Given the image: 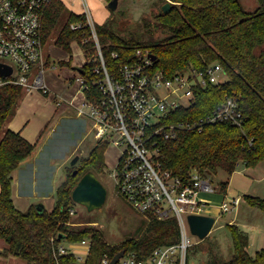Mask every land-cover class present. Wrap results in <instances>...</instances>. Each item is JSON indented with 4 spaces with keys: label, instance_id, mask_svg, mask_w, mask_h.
I'll list each match as a JSON object with an SVG mask.
<instances>
[{
    "label": "trees",
    "instance_id": "1",
    "mask_svg": "<svg viewBox=\"0 0 264 264\" xmlns=\"http://www.w3.org/2000/svg\"><path fill=\"white\" fill-rule=\"evenodd\" d=\"M172 1L168 13L162 11L156 16L170 34L146 45L120 37L112 27V18L96 24L109 73L119 75L120 66L133 57L138 48H149L157 56L154 68L169 76L191 66L204 69L210 63L219 62L226 81L197 89L195 103L174 110L165 121L204 116L234 95L239 98L244 124L239 127L230 122H216L201 131L183 132L175 139L164 141L160 156L163 168L186 184L193 169L202 175L217 174L221 169L232 174L241 162L252 166L264 161V0H259L254 10L246 9L241 0ZM72 23L83 25L72 29ZM53 34H56V44L69 52L74 41L81 45L86 58L81 72L86 96L90 101H101L104 93L99 81L104 71L86 15L71 10L63 0H52L42 20L43 42ZM113 52H118L119 56L113 57ZM23 89L13 83L0 86V238L6 243L0 256L14 254L30 264H74L78 257L74 253L61 254L59 246L64 239L82 241L90 234L91 245L85 264H103L105 255L113 258L121 250L145 256L159 245L179 241L175 217L160 220L151 216L142 235L116 245L109 244L97 228L75 229L68 225L75 204L72 192L81 176L89 170L100 172L107 167L103 143H98L81 159L77 174L68 173L58 185L52 211L46 208L39 211L35 204L27 210L19 209L12 197V172L32 154L35 144L6 124L16 114ZM27 181H23L25 191L33 187L31 181ZM39 182L36 187L40 194L52 191H42L43 181ZM220 184V190L226 194L229 182ZM245 200L264 211V198L246 194ZM226 226L231 234L232 255L228 260L214 258L211 264H264V246L251 254L245 231L233 223Z\"/></svg>",
    "mask_w": 264,
    "mask_h": 264
},
{
    "label": "built area",
    "instance_id": "2",
    "mask_svg": "<svg viewBox=\"0 0 264 264\" xmlns=\"http://www.w3.org/2000/svg\"><path fill=\"white\" fill-rule=\"evenodd\" d=\"M51 2L0 0V62L12 67L10 75L0 73V86L13 83L29 91L50 93L45 80L49 59L43 49L42 20ZM83 4L86 24L91 28L100 51L104 77L99 83L104 97L99 102L90 101L84 90V78L79 72L81 100L75 106L77 116L89 121V130L96 140L102 143L110 140L120 146L112 175L119 194L127 203L147 218L154 216L165 220L175 217L179 229V241L176 243L159 245L145 256L125 251L116 264H187L193 235L188 215L204 214L200 192H215L217 187L197 169L192 170L186 184L170 170L164 169L160 160L163 143L183 132L201 131L206 125L216 122H230L242 127L244 115L239 107V98L229 96L217 109L198 118L165 121L174 110L192 106L197 99V89L226 81L221 63H210L204 69L191 66L169 76L154 68L155 60L149 48H138L134 56L120 66L119 75H111L100 49L92 10L86 0ZM82 25L72 23L71 27L79 29ZM84 40L87 41L86 38ZM118 56V52H113V57ZM70 104L74 106L73 101ZM241 199V196L225 195L219 212L237 208ZM71 213H75L74 208ZM79 243L86 256L91 242L85 238ZM72 247L61 244L59 251L76 255ZM111 260L105 255L102 262L110 264Z\"/></svg>",
    "mask_w": 264,
    "mask_h": 264
},
{
    "label": "rangeland",
    "instance_id": "3",
    "mask_svg": "<svg viewBox=\"0 0 264 264\" xmlns=\"http://www.w3.org/2000/svg\"><path fill=\"white\" fill-rule=\"evenodd\" d=\"M68 1L71 4L74 0ZM167 1L174 3L172 0H120L117 10H112L108 7V0H87L97 24H103L112 18V27L120 37L124 40L133 39L141 45L162 40L170 34V31L161 26L156 18L162 13V6ZM241 1L248 10H254L259 5V0ZM75 4L83 9L82 0H75ZM55 36L56 34H53L43 45L44 54L49 58L45 70V79L48 80L49 75L53 77L58 82V91H63L69 85L71 94L75 96L71 100L74 102V106L68 103L69 106L58 111L53 119L59 120L54 126L53 134L44 141L42 149L30 159V163L24 167L21 174L25 180H28L27 182L31 181L33 186L36 184L38 187L40 185L39 180L43 181V185H41L43 188L41 189L42 191L46 189L48 192L53 189L54 185L61 184L67 178L68 173H72L79 166L81 159L88 156L98 143L102 144L90 132L89 121L77 116L76 113L75 106L80 104L81 99V95H78L79 91H77L79 87L78 78L81 76L77 67L86 61L84 51L77 42L71 44V52L65 50L56 44ZM4 59L9 60V58ZM62 61L70 63L63 65L61 64ZM71 81L73 84H70ZM23 91L24 95L20 99L19 105L28 104V113L33 118L44 113L45 109L50 107L48 101L54 97L52 91L49 94H44L38 90L44 97H47L46 102V99L42 97L30 98L29 93L31 91L27 89H23ZM57 98L62 100L60 93ZM26 99L29 100L24 103ZM51 101L56 103L55 97ZM49 130L50 128L48 132ZM46 135L43 136L42 141L45 140ZM103 144H105L104 156L107 167L100 172H94L108 189L106 201L102 207L94 210H88L83 204L74 201L75 213L71 214L68 225L75 229L97 228L103 232L109 244L116 245L129 238L142 235L147 229L149 219L145 214L133 209L118 192L112 171L116 166L120 146L113 144L110 140ZM77 155L79 160L75 165H71V161ZM58 164L59 166H57ZM57 168L59 175L56 174L55 177ZM205 177L217 187V190L215 192H200V199L205 208L203 212L215 216L216 222L213 227L220 228L212 229L204 239L192 235V244L189 247L187 257L188 264H211L214 258L228 260L231 257L233 244L230 231L226 225L235 214L238 217L239 228L245 231L249 237L248 250L254 254L258 248L264 246V211L256 206H248L245 195L264 198V161L252 166L241 162L232 174L221 169L217 174H206ZM35 178L38 181L34 184ZM222 181L229 182L227 192L232 195H240L242 197L241 204L246 205L247 209L250 208L251 211L232 208L228 212L222 213V216H218L219 210L216 209V206L225 199V194L220 190ZM29 201L30 198H27V202ZM32 201H34L33 198ZM46 201V209L52 211L53 209L50 210L52 200L47 199ZM25 209L27 208L25 207ZM84 238L91 242L90 234ZM79 240L68 241L64 239L62 245L74 246L72 249L77 257L83 258L82 260L77 259L74 264H85L87 255L85 256V249L80 245ZM5 245V241L0 238V248ZM0 264L30 263L22 257L9 254L0 256Z\"/></svg>",
    "mask_w": 264,
    "mask_h": 264
},
{
    "label": "crops",
    "instance_id": "4",
    "mask_svg": "<svg viewBox=\"0 0 264 264\" xmlns=\"http://www.w3.org/2000/svg\"><path fill=\"white\" fill-rule=\"evenodd\" d=\"M63 1L71 10H73L77 13H82L84 11L83 0H82L83 9L81 6L75 4V0L72 1L71 4H70V1H68V0H63ZM75 42H77V41H74L73 43H75ZM77 44H79V43L77 42ZM79 46H80V44H79ZM50 64H51V62H50ZM80 66H83V64ZM46 83H47L50 91H52L54 93L56 103L51 101L52 98H54V97H52L51 100L48 101L50 107L46 108L44 113L40 114V116L35 117V118L31 117V115L28 113V110H27V108H29L28 104H24V105L21 104L18 106L16 114L10 120H8V122L6 124V127L10 128L16 132H20L23 135V137H25L31 143L35 144V149L32 152V154L29 157H27L26 159H24L22 161V163L20 164V166L17 167L12 172V197H13L15 205L21 210H27L32 204L40 203V201L44 204L45 208H47L46 207L47 206V203H46L47 199L52 200V202H51L52 205H51V209H50V210H52L54 205H55V201H56V189H57L58 185H54L52 191H50L49 193L41 195L36 189V184H35L36 178H35V180H34L35 185L32 187V189L30 190V188H29L28 191H25V190H23L24 178L21 175L24 167L30 163V161H31L30 159L33 158L35 155H37V153H39V151L42 149V146L44 145V141H46L53 134L54 126L59 121V120H53V119L55 118L58 111L65 106H69L67 104L68 103L70 104L71 100H73V98L75 97L73 94H71L69 85L66 86V88L63 91H58L57 90L58 89V82L55 79H53V77H51L50 75L48 77V80H46ZM70 84H73V81H71ZM77 91H79L78 95H81L79 87L77 88ZM57 92L60 93L62 100H58L57 97H58L59 93H57ZM29 94H30L29 96H31L30 98H33L34 96L38 97V98L42 97L43 99H46V102H47V97H44L42 95V93L39 92L38 90H33ZM28 100L29 99L24 100V103H25V101H28ZM67 109H69V108H67ZM53 122H54V124H53ZM49 128H50V130L48 132ZM46 133H47V135H46ZM45 135H46L45 140L42 141V138ZM57 166H59V164ZM58 171L59 170L57 168L55 171V177H56V174L59 175ZM228 188H229V186H228ZM48 194H50V195H48ZM225 195L240 196V195H232L229 192H227ZM27 198H30L29 202H27ZM32 198L34 201H32ZM241 203H242V199H241V202L238 206L239 208L237 207V209H239V210L242 209V211L248 210L247 206L246 205L243 206ZM247 205L250 206L249 204H247ZM219 206L220 205L216 206V209H219ZM25 207L27 209H25ZM252 208H254V207H252ZM248 211H251V209L249 208ZM218 216H222V213L219 212ZM229 223H235L238 225L239 221H238V217H236V214L232 218L229 219L227 224H229ZM220 226H222V225H220ZM218 228H220V227H218ZM218 228L213 227L212 229H218ZM3 248H0V250Z\"/></svg>",
    "mask_w": 264,
    "mask_h": 264
},
{
    "label": "water",
    "instance_id": "5",
    "mask_svg": "<svg viewBox=\"0 0 264 264\" xmlns=\"http://www.w3.org/2000/svg\"><path fill=\"white\" fill-rule=\"evenodd\" d=\"M120 0H110L108 7L112 10H117ZM171 1H167L163 6V12L166 14L170 11ZM152 59L156 60L157 56L151 54ZM78 71L82 72V66L77 67ZM0 73L7 76L12 73L10 65L0 62ZM79 160V156H75L71 161V165H75ZM78 169H74L73 174H77ZM108 194L107 187L102 183L97 174L93 170L85 172L72 192V198L75 202L83 204L88 210H94L103 206ZM36 207L42 211L45 206L42 202L37 203ZM188 221L193 235L204 239L211 232L216 218L208 214H189ZM125 250L119 251L111 260L110 264H116L119 259L124 255Z\"/></svg>",
    "mask_w": 264,
    "mask_h": 264
}]
</instances>
